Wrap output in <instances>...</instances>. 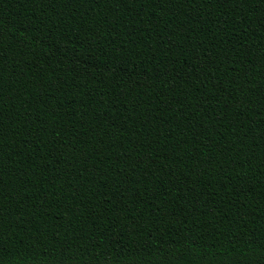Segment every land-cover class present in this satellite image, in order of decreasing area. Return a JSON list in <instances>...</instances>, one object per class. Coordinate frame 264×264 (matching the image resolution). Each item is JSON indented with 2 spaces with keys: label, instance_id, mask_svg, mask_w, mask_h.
Masks as SVG:
<instances>
[{
  "label": "trees",
  "instance_id": "obj_1",
  "mask_svg": "<svg viewBox=\"0 0 264 264\" xmlns=\"http://www.w3.org/2000/svg\"><path fill=\"white\" fill-rule=\"evenodd\" d=\"M0 264H264V0H0Z\"/></svg>",
  "mask_w": 264,
  "mask_h": 264
}]
</instances>
